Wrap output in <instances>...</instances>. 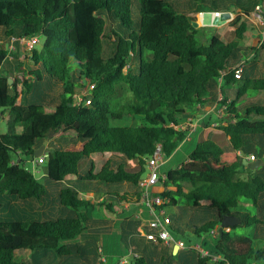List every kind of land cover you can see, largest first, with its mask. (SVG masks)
Masks as SVG:
<instances>
[{
    "label": "trees",
    "instance_id": "1",
    "mask_svg": "<svg viewBox=\"0 0 264 264\" xmlns=\"http://www.w3.org/2000/svg\"><path fill=\"white\" fill-rule=\"evenodd\" d=\"M257 6L264 12V0H0V33L7 39L0 40V68L16 62L0 74V115L7 113V133L0 134V209L12 212L0 216V264H83L89 258L98 264L103 255L115 263L129 249L137 254L129 263L156 264L148 244L169 248L172 258L161 264H264V240L253 241L264 238V178L254 172L239 177L248 169L240 150L262 160L243 148L264 140V31L259 46L244 43ZM233 9H240L233 39L218 32L204 42L196 37L198 13ZM22 37L38 38L25 58L49 77L47 94L31 91L42 76L38 69L27 74L23 59L6 46ZM8 73L17 75L12 84ZM81 91L90 105L75 104L73 94ZM212 103L222 107L216 128L227 145L196 141L185 159L160 173L164 190L157 193L161 208L176 212L170 230L196 237L202 251L184 247L173 254L174 243L146 239L137 231L140 222L128 218L103 233L108 231L100 225L112 224L104 212H116L112 202L82 197L84 190L69 183L51 199L25 166L49 139L42 163L49 181L73 176L99 197L139 202L148 158L158 147L163 160L175 157L187 143L186 114ZM94 154L106 157L99 169ZM129 161L137 171L128 170ZM13 206L29 213L16 214ZM45 207L50 209L43 212ZM225 215L240 224L213 235ZM243 226L262 227V234L235 233ZM27 253L39 258L24 260ZM17 254L23 258L16 260Z\"/></svg>",
    "mask_w": 264,
    "mask_h": 264
},
{
    "label": "rangeland",
    "instance_id": "2",
    "mask_svg": "<svg viewBox=\"0 0 264 264\" xmlns=\"http://www.w3.org/2000/svg\"><path fill=\"white\" fill-rule=\"evenodd\" d=\"M239 10L240 9H237V10L233 9L232 11H230V13H231L230 18L226 19L225 20L226 22H224L221 26H214L213 25V18H212L211 10L204 11L203 16L200 15V13H198L196 15V22L198 23L199 27H202V28L200 31L196 32V37L199 40H201L202 42H204L210 36H212L213 34L218 32V34L222 38H224L225 40L233 39L235 27L232 25V22L235 19V17L237 16V14L239 13ZM262 10H263L262 7H261V9L255 8V10L249 16L248 30L246 31V33L244 35V43L247 46L257 47V46H259V44L261 42V40L259 39V36L261 34H263V31H264V12ZM200 16H201V22H199ZM0 38H2L3 40H6L5 42H7L6 37L1 35V33H0ZM6 46L9 49V44H6ZM38 46H39V44L36 45V47H38ZM27 51L28 50H26V49H20V52H19L20 59H23L22 60L23 61L22 66H23L24 71L28 74L31 71H33L32 69L35 68V69H38L40 75L42 76V82L33 83L31 86V91L34 93H40L41 92V94L42 93L47 94L48 92L45 89H47L50 85L49 77L47 76V74L45 73V71L41 67L32 66L30 59L25 58L26 55H29V53H27ZM30 78L31 77L28 75L25 76V79H27V80H29ZM40 86H43V88H41ZM21 88L24 91L22 86H21ZM18 99L20 102L24 103V99L22 96H19ZM214 110H215V112L213 114L215 116L214 121H218L220 119L222 120V117H223L222 116V110H216V109H214ZM2 117L0 116V134H6L7 133V124H6L7 113L4 112ZM205 125H206V123H205ZM186 127H188V129H191V127H193L192 123H188ZM211 128L212 127L207 128L208 130L205 132L206 135L208 134V131ZM199 130H201V128ZM200 137H201V134H200ZM211 137L218 140V142H220L221 145H226L227 137L222 132H220L219 130H213ZM192 138L193 139L195 138L194 134L192 135ZM194 143H195L194 141L192 143L188 142L186 144V146L182 147L179 150L178 154L174 157V159L163 160L162 164L160 165L159 172L160 173L165 172L171 168H174L177 164H179V162H181L183 159H185L188 156V153L193 148ZM243 148L247 152H256L258 155H261L262 160H264V140L263 141H257L256 143L246 144ZM95 160L98 163V169H99L100 168L99 166H101V164L104 162V158L97 157ZM25 166L27 169L32 171L33 163H31V161L25 162ZM128 166H129L128 170H130V171H137L138 170V165L134 161H129ZM40 167L43 169L44 165H40ZM251 172H254L256 175L264 178V164L262 166H259L257 169H249V168L248 169H242V172H241V174H239V177L247 178ZM146 173L147 172H145L143 174V176H146ZM42 179L43 178L39 177V180H41L42 183L47 187L48 191H49V188L58 187L57 184H52V183L48 182L47 180L44 181ZM77 183L80 185H83L85 182L77 180ZM161 187H162V184L160 182H158L154 186L153 190L159 189ZM151 195L153 196L154 192H152ZM50 198L51 199L57 198V195L51 196ZM240 204L244 208L250 210L252 213L256 212V209L253 208V204L251 203L250 200H247L245 198H240ZM141 207L144 209L143 215L144 216L148 215L149 211H147L146 207H144V206H141ZM123 209H125V208H123ZM163 209L165 210L166 214H168V215H175L176 214V212L173 211V207H171L170 205L163 206ZM262 214L264 215V213H262ZM8 215H11V214L8 212ZM145 218H147V217H145ZM262 232L264 233V231H262ZM262 232H261L260 228H256L253 226L238 227L235 230V233H237V234H243L245 236L247 235V236L252 237V238H253V235H258L259 233L262 234ZM170 234L176 241L182 240V242L185 243V247H186L187 251H189L191 249L193 250L194 248H197L199 251H202L200 246L198 245L200 243V241L196 237L188 234V232L184 233V235H179V234L171 231ZM263 240H264V238H255V237L253 238V241L255 244L262 242ZM167 248L168 247L165 245H160V246L154 247L153 245L148 244L147 250H148V252H150L152 254L153 259L158 260V262L156 264H161V262H160L161 258H163L165 260L172 258L169 255V248L168 249ZM99 254H101L100 250H99ZM101 259H103V261L99 262L98 264H115L116 263V262L114 263L115 257H112L110 255L109 256L103 255L101 257ZM89 260H90V258L87 259V261H83V259H81V261H83V264H91L89 262ZM176 260L181 263V261H183L184 259H182V257L180 259V256H179L176 258ZM184 263H187V262L185 261ZM95 264H96V262H95ZM129 264H132V263H129Z\"/></svg>",
    "mask_w": 264,
    "mask_h": 264
},
{
    "label": "crops",
    "instance_id": "3",
    "mask_svg": "<svg viewBox=\"0 0 264 264\" xmlns=\"http://www.w3.org/2000/svg\"><path fill=\"white\" fill-rule=\"evenodd\" d=\"M213 18V17H212ZM214 19V18H213ZM203 24V23H202ZM0 40H3L2 38H0ZM18 49V50H17ZM17 49H14L13 50V52L15 53V52H17L16 54H19V52H20V49H25L24 48V45H22L20 42L18 43V48ZM27 59H29V58H27ZM13 64V65H12ZM14 66L16 67V62L14 61V63H11V64H8V63H6V65H3L1 68H0V74L2 75V74H6L7 73V71L9 70V68L11 67L12 69L14 68ZM32 66H34V65H32ZM34 67H40L39 65L38 66H34ZM33 67V68H34ZM35 69V68H34ZM34 69H32V70H34ZM9 74V73H8ZM14 74V76H13V79H16L17 78V75L15 74V73H13ZM9 76V75H8ZM19 87H20V85H19ZM20 96H22V95H20ZM23 97V96H22ZM214 109H216V110H221L222 109V107L221 108H219V106L217 105V103H212V104H207V105H205V106H202V107H200L199 109H197V111H196V113H189V114H186L187 116H186V121L184 122V124H183V126H182V128H185L186 126H187V124L188 123H192V126L193 127H191V129H188V127H186L187 129H188V135H187V143L188 142H190V143H192L193 141L194 142H196V141H202V140H204V139H206V138H212V139H215V138H213V137H211V134H212V131L213 130H218L216 127L220 124V123H222L221 121V119L220 120H218V121H214L215 120V116L213 115L214 114V112H215V110ZM210 115V116H209ZM216 115V114H215ZM222 116H223V111H222ZM223 118V117H222ZM205 123H206V125H205ZM216 126V127H215ZM209 127H212L209 131H208V134L206 135L205 134V132L208 130L207 128H209ZM201 128V130H199ZM220 131V130H219ZM221 132V131H220ZM195 135V138L193 139L192 138V135ZM200 134H201V137H200ZM200 137V138H199ZM196 140V141H195ZM216 140V139H215ZM217 142H218V140H216ZM48 143H49V139H48V142H47V144H46V147H45V152H44V154L43 155H45V154H47V152H48ZM186 143V144H187ZM220 143V142H219ZM186 144H185V146H186ZM226 145H227V142H226ZM222 146H225V145H222ZM250 155H253V154H250ZM250 155H248V156H246V158H247V160H248V157L250 156ZM97 157H102V158H104V161H105V158L106 157H103V156H101V155H98V154H94L93 155V161L95 162V163H97V161L95 160ZM256 158V160L257 159H259L258 157H255ZM172 159H174V157L172 158ZM171 159V160H172ZM102 160V159H101ZM255 160V161H256ZM31 163H33V166H34V168H35V171L36 172H34V174H35V176L37 177V179H39V177L40 178H43L42 180H44V181H48V182H50V183H52V184H57V186L58 187H53V188H49V193H50V195L51 196H55V195H58L57 193H58V191L64 186V184H71V185H76V186H80L83 190H84V192H80V194H81V196L82 197H85V198H91L93 201H95V202H98V203H103V201H104V198H105V200H107V201H110V202H112L113 203V208L115 209L116 208V212L115 213H113V214H110L109 212H107V211H105L104 213L107 215V216H110V218H112V222H110V223H112L111 224V226H107V227H105L104 225H100V226H102V229L104 228L105 230H107L108 232H106V231H104L103 233H111V230L113 229V228H115L117 225H118V221L119 220H123L124 218H128V219H130L131 221H139L140 222V226L137 228V231H139V230H142V227L144 226V225H146V221H147V219H149L150 217H151V213H150V210H149V208L145 205V204H143L142 203V201L140 200L139 202H122V203H118L115 199V197L114 196H101V197H99L96 193H93V192H87V191H89L90 189L89 188H91L92 186H90L87 182H85L83 185H80V184H78L77 183V177H69V178H67L65 181H61V182H51V181H49V179L47 178V176H46V174H45V172H44V168L42 169L41 167H40V165H36V158L33 160V161H31ZM83 164V168L85 169V168H87V164H86V162H83L82 163ZM98 164V163H97ZM43 165V164H42ZM39 176V177H38ZM41 181V180H40ZM42 182V181H41ZM95 189V188H94ZM154 189V187L152 188V192H154V194H156V193H158V192H161V191H163L164 190V188L163 187H161V188H159V189H155V190H153ZM91 191H93L92 190V188H91ZM110 192H111V190H110ZM112 192H114V191H112ZM53 199H56V198H53ZM53 204H54V202H53ZM121 204V205H120ZM141 206H144V207H146V209H147V211H149L148 212V215H146V216H144L143 215V213H144V209L141 207ZM15 209V211H13L14 213H16V214H21V213H29V211L28 210H26V212L25 211H23L22 209H19L17 206H13ZM117 208H118V210H117ZM123 208H125V209H123ZM3 209V210H2ZM2 209H0V216L1 217H3V219L4 218H9V217H11L12 216V212L10 211V210H8V209H4V208H2ZM50 208H43L42 209V211L43 212H45L46 210H49ZM8 212L11 214V215H8ZM171 216V215H170ZM145 217H147V218H145ZM262 228V227H261ZM260 228V229H261ZM262 230V229H261ZM130 252H132V249H129V254H130ZM133 253V252H132ZM136 254V253H135ZM23 258V255H20V254H17L16 256H15V259L16 260H19V259H22ZM34 258H39V257H37V255L36 254H34V253H27L26 254V256L23 258L24 260H27V261H31V260H33ZM46 259H49L48 257H45ZM53 260V259H52ZM103 261V259H101V262ZM58 262H55V263H53V264H57Z\"/></svg>",
    "mask_w": 264,
    "mask_h": 264
},
{
    "label": "built area",
    "instance_id": "4",
    "mask_svg": "<svg viewBox=\"0 0 264 264\" xmlns=\"http://www.w3.org/2000/svg\"><path fill=\"white\" fill-rule=\"evenodd\" d=\"M256 8H260V6H257ZM261 9V8H260ZM212 17H220L221 12L219 11H212L211 12ZM200 15H204V13H200ZM15 41H19L22 45H24V48L28 51H30L35 44L38 42L37 37L32 38H19L15 39L12 38L10 40L9 50H14L13 43ZM243 65L242 63L238 64L235 67V74L237 77H240L241 69ZM93 85H91V88ZM85 92H76L73 94V98L76 105H90L91 100L89 98L85 97ZM1 116V115H0ZM45 155H41L36 158V165H40L44 162ZM256 158L254 155H250L248 157V161H255ZM163 159L161 157L160 148L158 147L156 151L153 153L152 156H150L147 160L146 164V176H142L140 179V187L142 189L141 193V201L143 204H145L151 213V217L147 219L146 225L142 227V230H139L138 232L140 235L144 236L146 239L151 241H157L161 240L164 243H174L179 247V249H182L185 247V243L182 242V240H175L170 232V224H171V216L166 214L165 210L161 208V205H163L164 200L162 197H160L157 193L153 196L152 188L159 182L160 172L159 168L162 164ZM33 173L36 172L35 168L33 166L32 169ZM164 176H162L163 178ZM217 230H212L211 233L213 235L217 234ZM129 257H137V254L130 252L129 255H125L123 257H120L118 261L115 264H129Z\"/></svg>",
    "mask_w": 264,
    "mask_h": 264
},
{
    "label": "water",
    "instance_id": "5",
    "mask_svg": "<svg viewBox=\"0 0 264 264\" xmlns=\"http://www.w3.org/2000/svg\"><path fill=\"white\" fill-rule=\"evenodd\" d=\"M230 16H231L230 12H227V11L221 12L220 17H216L213 19V25L214 26H221L225 22L226 19L230 18ZM192 25L195 28L199 27V25L196 21H193ZM13 76H14L13 73L9 74V78L7 79L8 84L13 83V81H14ZM47 142H48V139H46L43 142V144L38 149L35 150V152H34L35 158L44 154ZM239 153L242 156L243 165H245L249 169H257L259 166H262L264 164V160H260V159H257L256 161H248L246 156H245V153L242 150H240ZM240 222H241L240 219L238 217H236L235 215H225V216H223L221 226L218 229V232L221 234L225 228L234 227L235 225L240 224ZM178 250H179V247L177 245H174L173 254H176L178 252Z\"/></svg>",
    "mask_w": 264,
    "mask_h": 264
},
{
    "label": "bare ground",
    "instance_id": "6",
    "mask_svg": "<svg viewBox=\"0 0 264 264\" xmlns=\"http://www.w3.org/2000/svg\"><path fill=\"white\" fill-rule=\"evenodd\" d=\"M199 22H201V16H200V20H199Z\"/></svg>",
    "mask_w": 264,
    "mask_h": 264
},
{
    "label": "clouds",
    "instance_id": "7",
    "mask_svg": "<svg viewBox=\"0 0 264 264\" xmlns=\"http://www.w3.org/2000/svg\"><path fill=\"white\" fill-rule=\"evenodd\" d=\"M201 13H204V12H201ZM226 22V21H225Z\"/></svg>",
    "mask_w": 264,
    "mask_h": 264
}]
</instances>
